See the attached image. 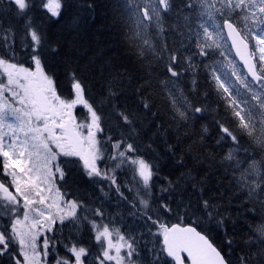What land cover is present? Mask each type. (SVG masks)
I'll return each instance as SVG.
<instances>
[{
  "label": "snow or ice",
  "instance_id": "1",
  "mask_svg": "<svg viewBox=\"0 0 264 264\" xmlns=\"http://www.w3.org/2000/svg\"><path fill=\"white\" fill-rule=\"evenodd\" d=\"M118 4L125 38L134 46L140 67L147 61L166 68L164 88L175 110L172 119L178 114L180 120L196 117L199 122L215 113L216 144L227 149L221 153V167L231 172L234 185L254 207H264V0ZM70 7L66 0H0V264H168L165 252L177 260L170 246L172 229L164 228L158 213H172L180 177L173 181L161 176L159 163L146 154L155 151L157 133L167 137L155 121L153 136L144 130L142 117L157 115L147 94L152 86L148 77L137 85L129 71L105 59L99 66L100 90L90 99L91 87L68 67L69 87L79 101L74 107L63 102L50 106V115L43 107L41 79L52 85L53 102L60 99L45 58L61 55L50 30ZM92 8L89 4L84 10ZM170 14L181 23L166 25L164 17ZM87 19L73 14L69 30ZM45 22L47 27H42ZM170 31L178 41L170 39ZM95 61L93 57L90 62ZM164 143L174 152L168 139ZM85 176L95 189L90 197L74 188L77 178L83 181ZM181 176L187 185L191 179ZM192 188L204 192L195 184ZM113 197L118 201L115 213L108 207ZM129 203L125 211L143 220L147 229L140 235L123 223L119 210ZM200 211L215 231L225 233L222 246H217L197 232L206 246L205 264H232L224 251L235 252L234 241L227 238L228 215L207 199ZM158 226L169 247L157 249L148 239L159 235L153 231ZM252 235L244 245L255 251L237 257L236 264H264V231L255 240ZM93 248L97 251L89 260ZM179 260L187 264L184 257Z\"/></svg>",
  "mask_w": 264,
  "mask_h": 264
},
{
  "label": "trees",
  "instance_id": "2",
  "mask_svg": "<svg viewBox=\"0 0 264 264\" xmlns=\"http://www.w3.org/2000/svg\"><path fill=\"white\" fill-rule=\"evenodd\" d=\"M66 2L72 7L67 10L64 20L50 30L52 42L61 46V55L45 58L47 75L56 78L60 99L74 100L75 104L79 101L72 95L73 90L69 87L70 82L65 74L68 67L75 68L85 83L91 87L88 94L90 99H94V94L100 90L103 76L100 74L99 66L105 59H108L115 68L129 71L136 78L137 85L143 84L145 77H148L152 86L148 88L147 94L151 95L154 101L153 111L157 115L142 117L144 130L148 131V137L153 136L157 129L151 127V122L155 121L161 126V131L167 130V137L161 138L157 133V138L153 137L155 151L149 150L146 154L159 163L161 176H168L173 181L180 177L177 184L180 190L174 193V199L171 201L172 213L167 215L163 212L158 213L162 218L161 223L165 228L173 223L193 225L199 232L210 237L217 246H222V237H225V233L215 231L214 224L208 222L206 215H201L202 200L207 199L212 204L219 205L222 214L226 212L228 215L227 238L234 241L232 248L235 252L228 248L224 251L232 259V264H236L237 257L244 255L246 251L254 252L255 249L249 250L245 247L244 241L250 233L254 234L251 238L255 240L264 231V207L258 204L254 207L253 202H250L234 185L231 172H226L221 167L219 163L221 153L226 154L227 149L222 150L216 144L218 132L213 121L215 113L199 122L196 117L187 121L180 120L178 114L175 120L172 119L175 110L171 107L169 92L164 88L168 81L166 68L154 63L149 65L147 61L145 67H140L134 46L124 35V25L119 19L122 9L118 0H66ZM182 3L183 0H174L175 6ZM89 4L93 6L92 10L85 11ZM73 14L88 19L80 20L79 27L70 31L69 17ZM164 20L166 25L181 23L171 14L166 15ZM37 23L41 21L37 19ZM42 27H47V23L45 22ZM167 34L170 39L179 40L176 32L170 31ZM93 57H96L94 64L90 62ZM181 79L187 80L188 77ZM204 126L208 127L207 133L203 132ZM165 139L174 146V152L167 151ZM144 146L140 145L142 148ZM181 158L182 161L178 164L177 161ZM182 173L191 179L187 185L181 176ZM87 179L86 176L83 181L77 178L74 188L78 190V195L90 197L94 194L95 189L86 183ZM192 184H195L197 189L203 187L204 192L193 190ZM246 191L247 189L243 190L244 193ZM58 247L61 249L59 255L62 256L63 245L60 244ZM157 248L162 249L159 237ZM162 256L168 264H172L164 253Z\"/></svg>",
  "mask_w": 264,
  "mask_h": 264
},
{
  "label": "water",
  "instance_id": "3",
  "mask_svg": "<svg viewBox=\"0 0 264 264\" xmlns=\"http://www.w3.org/2000/svg\"><path fill=\"white\" fill-rule=\"evenodd\" d=\"M166 228L172 229L170 236L172 243L170 246L172 251L176 254L177 260L168 257L166 252L164 254L171 260L172 264H183V261H180L179 257H184L187 264H205L202 253L206 251V246L197 235L199 231L196 227L190 224L180 225L173 223ZM162 237V248L169 247V245L165 243V236L163 235Z\"/></svg>",
  "mask_w": 264,
  "mask_h": 264
},
{
  "label": "rangeland",
  "instance_id": "4",
  "mask_svg": "<svg viewBox=\"0 0 264 264\" xmlns=\"http://www.w3.org/2000/svg\"><path fill=\"white\" fill-rule=\"evenodd\" d=\"M39 88L41 89V96L43 98L42 99L43 107H44L45 111L49 115L51 114L49 112L50 106H58L61 102L66 103L68 105H71L73 107L75 106V101L74 100L67 101V100L59 99L58 101L53 102V92L51 91L52 85L48 84L43 79H41L40 82H39ZM76 98H77V100L79 99L77 96H76ZM56 110L57 111H65L64 109H60L58 107L56 108ZM124 182L126 183V180ZM126 191H127V189H126ZM133 191H135V189H133ZM117 203H118V201H116V199L113 197L112 200H111V203L108 205V207H110L112 209L113 213L116 212V204ZM126 207H131V204L129 203L128 205H125V206L121 207L120 210H119L123 214V216H124L123 223L125 224L126 228L128 230L133 231L136 235H140L141 233L146 232L147 229L144 228V227H142V225L144 224V221L143 220H139L138 218L129 216L128 213L125 211V208ZM133 211H135V209H133ZM153 231L158 232L159 235L156 236L155 238L149 237L148 239L151 240L155 244V246L157 248V239L159 237L160 238V246L162 248L161 240L163 238L162 236L164 235L163 232L161 231V229H160L159 226L156 229H153ZM49 235H52V233H49ZM60 235H61L60 232H57L56 233V236L57 237H59ZM63 235H65V236L67 235V230H64ZM84 239L87 240L88 239V235L84 236ZM141 243H144V241H141ZM149 246H151V245H149ZM157 249H159V248H157ZM96 251H97V249H95V248L92 249L93 255L91 257H89V260H91V259L94 258ZM69 255H71V254H69ZM72 259L74 260V257ZM54 262H55V260L52 261V263H54Z\"/></svg>",
  "mask_w": 264,
  "mask_h": 264
}]
</instances>
